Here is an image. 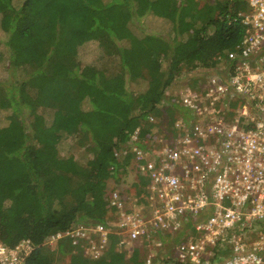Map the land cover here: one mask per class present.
Here are the masks:
<instances>
[{
	"label": "trees",
	"instance_id": "1",
	"mask_svg": "<svg viewBox=\"0 0 264 264\" xmlns=\"http://www.w3.org/2000/svg\"><path fill=\"white\" fill-rule=\"evenodd\" d=\"M201 1L0 0V113H9L0 128V243L30 240L35 249L25 264L66 255L69 264H145L146 247L128 259L113 235L95 260L81 247L46 241L106 222L110 192L133 171L134 135L161 133L164 114L175 111L168 96L180 88L177 75L217 66L243 39L245 26L227 16L246 12L244 0ZM164 7L169 34H147L143 20ZM86 44L98 51L85 62ZM142 81L145 91L136 86ZM67 140L81 162L59 156ZM135 173L126 193L139 197L148 179Z\"/></svg>",
	"mask_w": 264,
	"mask_h": 264
},
{
	"label": "built area",
	"instance_id": "2",
	"mask_svg": "<svg viewBox=\"0 0 264 264\" xmlns=\"http://www.w3.org/2000/svg\"><path fill=\"white\" fill-rule=\"evenodd\" d=\"M244 1L246 12L227 16L245 26L241 42L169 94L175 121L166 112L161 133L134 135L144 194L114 189L104 224L52 235L47 247L66 242L95 260L113 235L128 259L146 247L145 264H264V0ZM34 249L0 243V264H25Z\"/></svg>",
	"mask_w": 264,
	"mask_h": 264
},
{
	"label": "rangeland",
	"instance_id": "3",
	"mask_svg": "<svg viewBox=\"0 0 264 264\" xmlns=\"http://www.w3.org/2000/svg\"><path fill=\"white\" fill-rule=\"evenodd\" d=\"M174 1H175V3H177L176 0H174ZM160 12H161V15H159V16L148 15L143 20V22L146 24L144 26V28L146 29L147 34H152L156 31H160V30H164L165 31L164 33L166 36L169 34V31L171 30V24L168 21V18L166 17L167 15L165 14V12H166L165 7H164L163 11L160 10ZM139 35H141L142 37L146 36L145 33H140ZM3 37H4V34L0 31V41ZM146 41L148 42L149 46H151V47L153 46L154 39L147 38ZM97 51H98V49L95 45H92V44L84 45L80 49V54L82 56V60H84L85 62L90 60L92 57H94L97 54ZM165 60L166 59L161 60V67L163 69H165L167 66V63L165 62ZM1 72H2V69L0 66V78H2ZM189 74L190 73L183 72V73L177 75L175 84L185 85L186 83H188L191 80V75H189ZM136 86L139 88L140 91H145L148 89V82L142 81V83H139ZM168 115H170V114L168 113ZM179 115H180V113L178 111H176V110L173 111V119L172 120L175 121ZM43 116L44 117H42V119L39 120V122H38L42 126L45 125L50 120V114H45ZM159 120L162 121L161 119H159ZM162 122L166 123V121H162ZM8 124H9V113L6 111H3L0 113V128L6 127V126H8ZM70 143H71V141L67 140L63 145H61V146L59 145V147L57 148L59 156L62 158H66V159L70 158L72 156V157H75V159L77 161L81 162V160L79 158L80 153L78 154L75 149H72L69 145ZM129 170H133V171H130L129 175L123 177V179H122L123 181L121 180V183L118 184V188L130 187V186H132V183H133L132 181L137 179L136 173H135V168H130ZM46 249H49V248H46ZM56 264H69L68 255L58 256L56 258Z\"/></svg>",
	"mask_w": 264,
	"mask_h": 264
}]
</instances>
